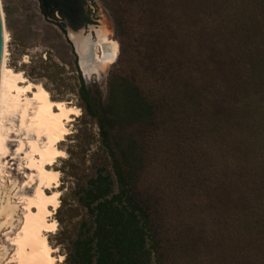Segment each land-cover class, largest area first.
Segmentation results:
<instances>
[{"label":"trees","instance_id":"1","mask_svg":"<svg viewBox=\"0 0 264 264\" xmlns=\"http://www.w3.org/2000/svg\"><path fill=\"white\" fill-rule=\"evenodd\" d=\"M36 1L62 34L66 26L92 23L86 0ZM154 1L155 56L162 53L173 65L170 95L160 98L184 101L185 115L196 112L214 123L219 184L235 193L231 208L218 209L217 226L208 211V251L218 248V264H264V0ZM77 98L80 120L96 128L93 140L88 129L78 133L95 149L69 152V159L88 164L70 162L60 170L72 203L67 211L78 215L63 244L64 264H161V227L135 192L142 163L138 141L125 132L150 123L154 100L132 77L116 73L107 79L104 99L81 79Z\"/></svg>","mask_w":264,"mask_h":264},{"label":"rangeland","instance_id":"2","mask_svg":"<svg viewBox=\"0 0 264 264\" xmlns=\"http://www.w3.org/2000/svg\"><path fill=\"white\" fill-rule=\"evenodd\" d=\"M86 6L91 12L92 23L79 27L76 32L83 41L87 40L84 41L87 48L84 43L78 51L79 56L66 31L62 34L40 13L36 0H0L2 23L8 34L5 63L21 71L29 81L43 85L53 100L64 101L79 110V114L67 123L69 133L57 144L65 156L57 158L50 166L58 171L59 186L52 190L58 191L59 207L51 214L56 222L55 233H47L46 238L56 248L52 255H62L56 264H64L63 244L72 235L73 224L78 218L75 211H67L72 203L63 188L65 185L61 184L60 170L67 169L70 162L81 166L88 164V160L80 162L73 155L69 159V152L75 154L83 147L88 148V152L95 149L93 142L88 147L86 137L78 133L88 129L93 134L92 140L95 139V126L80 120L79 79L86 85H93L104 99L107 79L112 73L132 77L142 93L150 94L154 100L156 112L150 123L133 126L125 132H130L138 141L142 163L135 192L148 202L153 218L161 227L164 245L161 264H190L192 257L193 264H218V248L215 251L211 247L212 253L208 251L207 214L210 209L214 218L212 224L217 226L218 209L231 208L235 193L231 186L223 188L219 184L214 123L203 120L196 112L185 115L184 101L181 105L164 95L160 98L162 93L170 95L173 65L163 61L167 58L164 54L156 53L155 56V1L86 0ZM103 36L115 42L116 54L111 62L100 64L96 57L100 54ZM144 54L151 56L142 60ZM81 58H86L83 68ZM10 121L11 130L16 133L17 117L12 116ZM16 131L17 135L9 133L7 136V152L0 157V264L9 260L13 253L6 237L15 233L21 221L23 208L18 197L33 189L31 183L22 186L28 182L29 170L24 167L23 154L14 153L15 140L24 136L21 129ZM209 200L210 205L207 204ZM216 226L213 242L218 238ZM174 248L178 253H173Z\"/></svg>","mask_w":264,"mask_h":264},{"label":"bare ground","instance_id":"3","mask_svg":"<svg viewBox=\"0 0 264 264\" xmlns=\"http://www.w3.org/2000/svg\"><path fill=\"white\" fill-rule=\"evenodd\" d=\"M2 27L6 59L8 34L3 23ZM72 39L78 51H81L84 41H87L79 38L77 33ZM85 47L87 48V44ZM100 48L97 62H111L116 54L115 42L103 36ZM85 60L86 58H81V68L84 67ZM78 114L79 110L75 106L51 99L40 83L29 81L21 71L13 70L4 60L0 95V157H4L7 152L5 141L9 133L17 135L16 130L21 129L24 136L15 140L17 146L14 153L23 154L24 167L29 170L26 174L28 182H24L22 186L31 183L33 188L31 193H23L18 197L23 214L15 233L6 237L13 253L4 264H56L62 259L60 254L57 257L52 255L56 248L46 238L47 233H55L56 222L51 214L59 207L58 191L52 190L59 186L58 171L50 166L57 158L65 156V152L57 144L69 133L67 123L72 116ZM12 116H16L19 122L14 128L16 133L10 127ZM1 168L2 164L0 174Z\"/></svg>","mask_w":264,"mask_h":264},{"label":"water","instance_id":"4","mask_svg":"<svg viewBox=\"0 0 264 264\" xmlns=\"http://www.w3.org/2000/svg\"><path fill=\"white\" fill-rule=\"evenodd\" d=\"M78 29L79 28L71 29L68 26H66L65 31L66 34L70 37L76 53L80 56L77 46L72 39V37L75 35ZM4 60H5V43H4V35H3V27H2V19H1V11H0V95H1V86H2V78H3Z\"/></svg>","mask_w":264,"mask_h":264},{"label":"snow or ice","instance_id":"5","mask_svg":"<svg viewBox=\"0 0 264 264\" xmlns=\"http://www.w3.org/2000/svg\"><path fill=\"white\" fill-rule=\"evenodd\" d=\"M19 151V150H18Z\"/></svg>","mask_w":264,"mask_h":264}]
</instances>
